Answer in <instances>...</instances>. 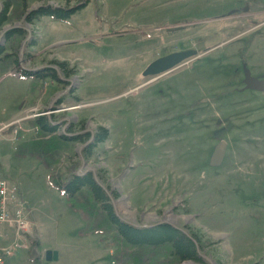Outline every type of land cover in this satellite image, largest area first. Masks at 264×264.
Here are the masks:
<instances>
[{"label":"rangeland","instance_id":"rangeland-1","mask_svg":"<svg viewBox=\"0 0 264 264\" xmlns=\"http://www.w3.org/2000/svg\"><path fill=\"white\" fill-rule=\"evenodd\" d=\"M66 1L30 0L29 7ZM69 1L85 4L64 21L41 17L33 58L22 65L69 62L75 92L58 103L68 89L62 93L55 83L40 91L31 78L0 79V123L16 114L6 127L19 121L26 130L23 121L44 111L60 133L93 135L104 127L109 139L89 160L82 157L84 144L70 145L55 173L68 177L78 164L76 173L102 174L118 194L112 204L118 216L132 225L167 222L196 232L205 264H264V91L245 90L241 69L256 79L264 75V0ZM188 49L199 56L160 77H143L156 58ZM3 125L0 178L23 195L33 235L25 238V251L13 247L3 261L106 263L109 254L97 236L76 234L82 223L41 164L13 157L17 141ZM219 141L225 152L213 166ZM7 241L0 246L12 247ZM47 252L56 259L47 261Z\"/></svg>","mask_w":264,"mask_h":264},{"label":"trees","instance_id":"trees-1","mask_svg":"<svg viewBox=\"0 0 264 264\" xmlns=\"http://www.w3.org/2000/svg\"><path fill=\"white\" fill-rule=\"evenodd\" d=\"M29 2L30 0H0V75L14 71L23 79L31 78L34 81L33 89L40 91L43 83L47 81L63 88L66 84L59 76L67 79L74 75V68L65 61L54 59L34 71L20 67L21 59L31 62V51L37 45L34 38L25 40L27 33L24 28L34 26L45 16L54 20H67L85 3L70 6V1L67 0L64 6L43 3L30 8ZM18 23L20 24L17 27H13ZM5 26L9 29L4 31ZM24 40V51L21 54V43ZM73 92L72 88L70 93ZM73 99L77 103L80 101L77 97ZM63 100L64 97L57 102L62 103ZM25 124L33 132L16 145L13 157L37 160L48 172L50 184L62 195L67 209L76 214L82 223L76 232L78 237L87 234L97 236L98 244L111 251L104 264H205L199 254L203 250L202 241L196 232L182 231L165 222L152 227L136 226L118 216L112 205V200L117 199L118 194L108 189L102 174L96 175L98 184L91 172L77 175L78 164L70 167L68 177L55 173L54 167L59 163L62 151L76 143L84 144L81 153L87 161L93 156L95 149L109 139L110 133L107 129L97 127L93 140L86 145L85 142L91 139L92 134L60 133L57 123L47 115L36 116ZM83 126L84 121H81L79 127L83 129ZM71 132L72 129L68 131Z\"/></svg>","mask_w":264,"mask_h":264},{"label":"water","instance_id":"water-1","mask_svg":"<svg viewBox=\"0 0 264 264\" xmlns=\"http://www.w3.org/2000/svg\"><path fill=\"white\" fill-rule=\"evenodd\" d=\"M13 27H15V26H13ZM183 28H184V26H180V27H177L174 29H167V30L169 32H173V31L181 30ZM26 31H27L28 37H29L30 36V30L26 29ZM21 51H22V49H21ZM197 56H198V54H197V51L195 49H188V50L174 52V53L159 57V58L155 59L154 61H152L145 68V70L143 71V76L149 77V76H157V75H162V74L168 73V72L172 71L173 69H175L176 67H178L179 65H181L182 63H184L185 61H187L191 58H196ZM243 75H244V79H243L244 89L264 91V80L259 81L256 78L251 77L249 70L245 66H243ZM262 77H264V75ZM92 140H93V135H91V139L89 140L88 143H86V145L89 144ZM224 152H225V142L219 141V143L215 146L213 153L211 155V165H213V166L219 165L222 158H223ZM86 172H88V170H85L83 172L78 171L77 175H82V174H85ZM92 174H93L95 181L99 184L97 177H96V174H94V173H92ZM112 204H113V201H112ZM161 223H164V222H159L157 224H161ZM165 223H167V222H165ZM171 226H173V225H171ZM143 227H152V226H143ZM173 227H175V226H173ZM197 251H199L198 246H197ZM199 254H200V256H202L200 251H199ZM51 255H52V259L55 260L56 259V253L55 252H53V253L47 252L46 259L50 260Z\"/></svg>","mask_w":264,"mask_h":264},{"label":"built area","instance_id":"built-area-1","mask_svg":"<svg viewBox=\"0 0 264 264\" xmlns=\"http://www.w3.org/2000/svg\"><path fill=\"white\" fill-rule=\"evenodd\" d=\"M15 123H19V121ZM4 128H6V125L2 126V129ZM19 198L15 187L10 186L4 179L0 178V226H7L14 229V237L11 242L12 247L2 250L6 254H8L13 247H19V245L26 248L27 243L25 245V238H33L31 233L32 222L26 217L23 201ZM14 205H16V209L13 210L12 207ZM0 263L2 264L1 258Z\"/></svg>","mask_w":264,"mask_h":264},{"label":"crops","instance_id":"crops-1","mask_svg":"<svg viewBox=\"0 0 264 264\" xmlns=\"http://www.w3.org/2000/svg\"><path fill=\"white\" fill-rule=\"evenodd\" d=\"M32 67H35V66H32ZM50 83H52V82H50ZM52 84H54V83H52ZM54 93H55V88H54V90H52V91H50V93H49V95L47 96V97H42V99H41V101L40 102H43L44 103V100L47 98H49V99H51V97H52V95H54ZM39 98L37 95L36 96H34V100H33V102L34 101H36V105H37V103H38V100L39 99H36V98ZM24 100H26V99H24ZM23 100V101H24ZM22 101V102H23ZM32 102V103H33ZM49 103H50V101H49ZM46 104H48V100H47V103ZM16 117V114L11 118V119H9V120H7V121H1V123H6V122H8V121H11V120H13L14 118ZM16 159V158H15ZM5 230V233L7 234V236L4 234V236H3V238H0V242H2V241H5V242H8L7 240H9L10 239V237H11V232L8 230V229H3V231ZM10 233H9V232ZM101 246V245H100ZM1 247V246H0ZM38 261V260H37ZM48 261V260H47ZM10 263H11V260H10Z\"/></svg>","mask_w":264,"mask_h":264},{"label":"flooded vegetation","instance_id":"flooded-vegetation-1","mask_svg":"<svg viewBox=\"0 0 264 264\" xmlns=\"http://www.w3.org/2000/svg\"><path fill=\"white\" fill-rule=\"evenodd\" d=\"M257 80L259 81L264 80V77L257 78ZM250 91H253V90H250Z\"/></svg>","mask_w":264,"mask_h":264},{"label":"bare ground","instance_id":"bare-ground-1","mask_svg":"<svg viewBox=\"0 0 264 264\" xmlns=\"http://www.w3.org/2000/svg\"><path fill=\"white\" fill-rule=\"evenodd\" d=\"M170 218H171V217H169V218H166V219H167V220H169ZM174 220H175V219H174ZM184 264H190V263H188V262H187V263H184Z\"/></svg>","mask_w":264,"mask_h":264}]
</instances>
